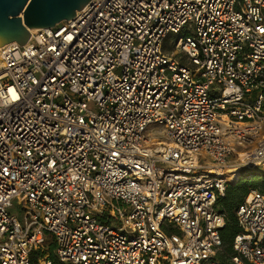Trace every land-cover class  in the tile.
Returning a JSON list of instances; mask_svg holds the SVG:
<instances>
[{
    "label": "built area",
    "instance_id": "2783aa9c",
    "mask_svg": "<svg viewBox=\"0 0 264 264\" xmlns=\"http://www.w3.org/2000/svg\"><path fill=\"white\" fill-rule=\"evenodd\" d=\"M0 48V264H264V194L231 254L218 205L264 167V0H90Z\"/></svg>",
    "mask_w": 264,
    "mask_h": 264
},
{
    "label": "water",
    "instance_id": "95a60500",
    "mask_svg": "<svg viewBox=\"0 0 264 264\" xmlns=\"http://www.w3.org/2000/svg\"><path fill=\"white\" fill-rule=\"evenodd\" d=\"M90 0H0V47L24 45L30 31L72 19Z\"/></svg>",
    "mask_w": 264,
    "mask_h": 264
},
{
    "label": "trees",
    "instance_id": "16d2710c",
    "mask_svg": "<svg viewBox=\"0 0 264 264\" xmlns=\"http://www.w3.org/2000/svg\"><path fill=\"white\" fill-rule=\"evenodd\" d=\"M251 189H255L264 194V174L257 175L253 173L251 178L244 179V181H241L235 186H229L225 195L218 201V205L222 209L226 219L225 227L220 234L224 247L230 254L232 253L233 238L239 231L235 212ZM54 247V244L50 246V252L47 254L49 258L54 257L52 253ZM45 254L46 253H43L42 255ZM33 259L35 260V257H33ZM222 262H224V260H222Z\"/></svg>",
    "mask_w": 264,
    "mask_h": 264
},
{
    "label": "rangeland",
    "instance_id": "374dc122",
    "mask_svg": "<svg viewBox=\"0 0 264 264\" xmlns=\"http://www.w3.org/2000/svg\"><path fill=\"white\" fill-rule=\"evenodd\" d=\"M184 30H189L191 33L193 32L190 28V25H186ZM179 36V34L177 35H168L164 41H163V52L166 53L167 55H173V56H180V55H176L174 47H173V43L176 40V38ZM182 59L184 58L183 56H180ZM175 58H179V57H175ZM246 170H242V175H245ZM254 174L256 173L257 175H262L264 174V167H258L255 170H253ZM241 181H244V179H241L239 182L235 183L232 186L237 185L238 183H240ZM254 190V189H251ZM9 214H11L12 216H15L18 220H22V216H23V209L20 205H18V203L16 201H13L12 206L9 208ZM54 244L53 238L51 236L48 235L46 243L44 246L41 247V250L43 253L48 254L50 252V246ZM40 250V251H41ZM40 251H36L34 252V257L37 260V255L40 253ZM53 253V252H52Z\"/></svg>",
    "mask_w": 264,
    "mask_h": 264
},
{
    "label": "bare ground",
    "instance_id": "6f19581e",
    "mask_svg": "<svg viewBox=\"0 0 264 264\" xmlns=\"http://www.w3.org/2000/svg\"><path fill=\"white\" fill-rule=\"evenodd\" d=\"M1 49V48H0Z\"/></svg>",
    "mask_w": 264,
    "mask_h": 264
}]
</instances>
